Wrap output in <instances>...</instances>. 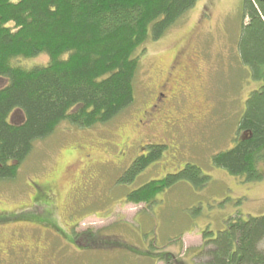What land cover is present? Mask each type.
<instances>
[{"label": "rangeland", "instance_id": "374dc122", "mask_svg": "<svg viewBox=\"0 0 264 264\" xmlns=\"http://www.w3.org/2000/svg\"><path fill=\"white\" fill-rule=\"evenodd\" d=\"M241 15L242 0H198L161 39L145 44L135 84V102L128 109L108 123L90 128L62 121L51 135L33 144L14 178L0 180L1 217L24 210L23 218L49 228L51 262L34 264H168L162 260L168 253L185 264H203L200 251L203 230L209 229L216 235L235 215L246 218L264 214V162L259 168L263 176L256 181L245 175L231 176L212 164L214 153L232 147L237 136V119L244 111L247 97L258 87L237 56ZM189 41L198 78L193 95L182 96L173 104L174 111L181 109L189 116L178 127L150 138L165 140L161 142L166 145L161 159L138 174L132 183L123 185L119 177L131 163V154H126L117 165L95 169L94 187L100 196L94 207L67 215V207L58 205L54 210L48 202L47 206H37L36 213L32 196L37 192L36 179L42 182L58 171L66 152L78 144H83L88 152L105 154L106 142L117 141L119 134L130 127L152 96L159 73L173 65L176 53ZM46 61L47 56L40 55L26 64ZM178 69L176 66L175 72L181 75ZM4 83L5 79L0 78V87ZM12 120H22L20 111L13 113ZM187 162L197 165L208 177L202 187L180 181L158 193L155 202L145 209L143 204L125 200L126 191L175 173ZM93 211L99 215L88 217ZM19 226L13 222L0 224V237L11 231L27 234ZM74 226L81 234L90 232L94 236L100 231L111 237L118 235L133 248L98 249L90 235L82 241L86 247L79 246L70 240V229ZM260 247H264V242ZM17 264L28 263L20 258Z\"/></svg>", "mask_w": 264, "mask_h": 264}, {"label": "trees", "instance_id": "16d2710c", "mask_svg": "<svg viewBox=\"0 0 264 264\" xmlns=\"http://www.w3.org/2000/svg\"><path fill=\"white\" fill-rule=\"evenodd\" d=\"M197 1L0 0V78L5 79L0 87V180L14 178L33 144L51 135L62 121L90 128L128 109L135 102L145 44L161 39ZM241 19L237 56L258 87L237 119L232 147L214 153L212 164L231 176L256 181L263 176L259 168L264 162V0H244ZM40 55L47 56L45 63L26 64ZM15 111L22 114L20 122L12 120ZM117 141L106 142L115 159ZM165 149L162 143L149 147L118 181L132 183ZM207 179L197 165L187 162L175 173L126 191L125 200L148 206L180 181L199 188ZM88 236L93 235L74 238L87 245L82 241ZM93 237L98 249L133 248L118 235L98 231ZM201 238L203 264H264V214L235 215L216 235L205 229ZM168 254L162 259L168 264H185Z\"/></svg>", "mask_w": 264, "mask_h": 264}, {"label": "flooded vegetation", "instance_id": "af4514ba", "mask_svg": "<svg viewBox=\"0 0 264 264\" xmlns=\"http://www.w3.org/2000/svg\"><path fill=\"white\" fill-rule=\"evenodd\" d=\"M247 21L248 18L244 17L243 24ZM192 52L193 47L191 41H189L188 44L181 46L180 52L176 53L173 58V65L167 71L163 70L159 73L155 84L156 88L150 101L134 118L130 127L122 131L119 140L116 142L115 151L119 152L117 159L112 157L114 151L108 148V144H106L105 154L94 151L88 152L83 144H78L66 152V157H64L58 171L50 174L42 182H38L36 179L37 192L32 195L34 196L33 205H36V213L39 210L37 206L43 204L47 206L48 202L54 210L55 208L58 209V205L67 207V215L94 207L100 196L98 188L94 187V181L97 179L95 169L102 166L112 167L117 165L119 158L126 156V154H131L130 162H133L141 155L149 153V147L152 145L165 141L150 138L159 135L160 132H163V129L165 133L166 129L172 130L178 127V123L182 119L188 118L189 113L181 109L174 111L176 109L173 104H177L182 96L193 94L198 71L196 69V59L191 56ZM185 55H187V58L183 59ZM176 66L179 67L178 71L182 73L181 75H177V72H175ZM165 139L168 141L167 138ZM136 149L140 151L135 152ZM18 168H20V165ZM79 178H82V180H78ZM23 211L14 212L13 215L0 216V224L11 222L15 225L20 224L19 229L27 232L25 234L19 231H11L8 235L0 237V264H17L20 258L28 264H34L38 261L42 263L49 261L50 263L51 240L48 234L49 228L23 218ZM98 213L90 212L88 217L91 215L98 216ZM70 233L72 234L70 239L72 243L85 247L75 241L74 236L81 234L77 226L70 229Z\"/></svg>", "mask_w": 264, "mask_h": 264}]
</instances>
